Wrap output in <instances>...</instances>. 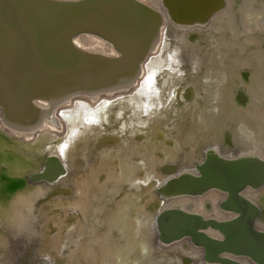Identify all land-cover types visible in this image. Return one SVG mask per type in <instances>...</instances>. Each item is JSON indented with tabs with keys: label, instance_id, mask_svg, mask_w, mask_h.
<instances>
[{
	"label": "bare ground",
	"instance_id": "1",
	"mask_svg": "<svg viewBox=\"0 0 264 264\" xmlns=\"http://www.w3.org/2000/svg\"><path fill=\"white\" fill-rule=\"evenodd\" d=\"M137 1L161 10V0ZM224 2L206 25L165 20L129 92L75 98L33 133L5 125L0 107V264H30L42 254L53 264H205L186 240L157 245L152 221L166 206L226 219L218 194L168 205L154 188L164 179L161 164L189 167L206 147L264 159V15L248 10L239 26L226 28L239 0ZM73 42L115 54L97 37ZM51 155L65 177L21 188L18 179ZM246 195L261 207L264 229V191Z\"/></svg>",
	"mask_w": 264,
	"mask_h": 264
},
{
	"label": "water",
	"instance_id": "2",
	"mask_svg": "<svg viewBox=\"0 0 264 264\" xmlns=\"http://www.w3.org/2000/svg\"><path fill=\"white\" fill-rule=\"evenodd\" d=\"M203 2L161 0L159 11L137 0H0L4 124L33 133L41 128L43 118H53L55 109L75 98L129 92L158 43L165 20L179 26L206 25L225 10L224 0ZM80 36L101 39L116 55L80 49L73 42ZM44 102L48 109L40 106ZM227 153L206 147L189 167L170 163L158 167L164 179L154 189L163 202L169 205L174 199L216 192L217 207L228 218H205L166 206L153 218V240L164 246L186 240L200 250L205 264H243L234 257L264 264V229L257 226L261 207L246 195L264 191V159ZM65 170L61 160L51 155L38 172L18 182L24 189L28 184L54 186L65 177ZM31 263L53 264L44 254Z\"/></svg>",
	"mask_w": 264,
	"mask_h": 264
},
{
	"label": "rangeland",
	"instance_id": "3",
	"mask_svg": "<svg viewBox=\"0 0 264 264\" xmlns=\"http://www.w3.org/2000/svg\"><path fill=\"white\" fill-rule=\"evenodd\" d=\"M248 10H259L264 15V0H239V7L232 6L229 9V12L225 17L226 22L224 23V26H226V28H236V26L241 24V21L243 22L244 12ZM54 127L57 129L58 126L55 125Z\"/></svg>",
	"mask_w": 264,
	"mask_h": 264
},
{
	"label": "flooded vegetation",
	"instance_id": "4",
	"mask_svg": "<svg viewBox=\"0 0 264 264\" xmlns=\"http://www.w3.org/2000/svg\"><path fill=\"white\" fill-rule=\"evenodd\" d=\"M149 1H152V2H158L157 0H149Z\"/></svg>",
	"mask_w": 264,
	"mask_h": 264
}]
</instances>
